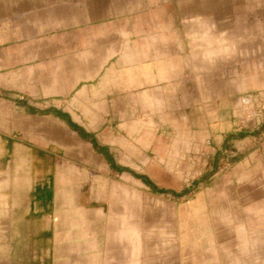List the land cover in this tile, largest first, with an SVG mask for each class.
Returning <instances> with one entry per match:
<instances>
[{
	"label": "crops",
	"instance_id": "obj_1",
	"mask_svg": "<svg viewBox=\"0 0 264 264\" xmlns=\"http://www.w3.org/2000/svg\"><path fill=\"white\" fill-rule=\"evenodd\" d=\"M262 90L264 0H0V241L264 264Z\"/></svg>",
	"mask_w": 264,
	"mask_h": 264
},
{
	"label": "rangeland",
	"instance_id": "obj_2",
	"mask_svg": "<svg viewBox=\"0 0 264 264\" xmlns=\"http://www.w3.org/2000/svg\"><path fill=\"white\" fill-rule=\"evenodd\" d=\"M244 98L252 99L250 105L245 106L242 104ZM235 119L240 126L248 123H260V125L264 126V90L244 95L239 107L235 110ZM261 136L262 156L264 161V135ZM32 246V243L22 242L21 255H19L17 243H12L7 240L0 241V264H36V262L37 264H42L44 261L38 259L35 262L32 259L35 256ZM38 256L40 257V255ZM30 259L32 262H30Z\"/></svg>",
	"mask_w": 264,
	"mask_h": 264
},
{
	"label": "bare ground",
	"instance_id": "obj_3",
	"mask_svg": "<svg viewBox=\"0 0 264 264\" xmlns=\"http://www.w3.org/2000/svg\"><path fill=\"white\" fill-rule=\"evenodd\" d=\"M246 102H247V100H246Z\"/></svg>",
	"mask_w": 264,
	"mask_h": 264
}]
</instances>
